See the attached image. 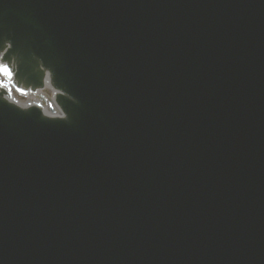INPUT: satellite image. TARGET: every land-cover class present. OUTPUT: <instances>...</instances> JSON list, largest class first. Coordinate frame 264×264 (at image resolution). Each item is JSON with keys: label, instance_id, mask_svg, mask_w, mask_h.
Returning <instances> with one entry per match:
<instances>
[{"label": "water", "instance_id": "water-1", "mask_svg": "<svg viewBox=\"0 0 264 264\" xmlns=\"http://www.w3.org/2000/svg\"><path fill=\"white\" fill-rule=\"evenodd\" d=\"M3 66L0 264H264V0H0Z\"/></svg>", "mask_w": 264, "mask_h": 264}, {"label": "built area", "instance_id": "built-area-1", "mask_svg": "<svg viewBox=\"0 0 264 264\" xmlns=\"http://www.w3.org/2000/svg\"><path fill=\"white\" fill-rule=\"evenodd\" d=\"M0 86L6 88L9 90L8 83L5 82L1 76H0ZM54 92L48 88L45 87V89L41 92H38L37 97L28 96V97H19L15 94L11 93L12 99L15 103H17L19 106L27 107V106H40L42 108V111L45 115L49 117H58L60 118L61 112L56 107L54 103Z\"/></svg>", "mask_w": 264, "mask_h": 264}, {"label": "snow or ice", "instance_id": "snow-or-ice-1", "mask_svg": "<svg viewBox=\"0 0 264 264\" xmlns=\"http://www.w3.org/2000/svg\"><path fill=\"white\" fill-rule=\"evenodd\" d=\"M0 71H3L6 75H11V72L7 66H3L2 68H0Z\"/></svg>", "mask_w": 264, "mask_h": 264}]
</instances>
